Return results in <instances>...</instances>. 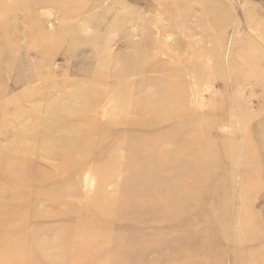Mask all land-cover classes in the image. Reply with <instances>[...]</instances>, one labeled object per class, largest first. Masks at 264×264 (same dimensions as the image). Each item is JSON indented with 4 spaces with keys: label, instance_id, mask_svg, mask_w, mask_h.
<instances>
[{
    "label": "rangeland",
    "instance_id": "rangeland-1",
    "mask_svg": "<svg viewBox=\"0 0 264 264\" xmlns=\"http://www.w3.org/2000/svg\"><path fill=\"white\" fill-rule=\"evenodd\" d=\"M151 96L178 112L159 127L178 140L181 124L202 121L208 132L201 135L219 148L204 174L234 172V182L228 189L223 179L201 184L199 171L193 172V193L173 205L181 213L166 226L118 224L111 216L110 228L101 221L91 229L109 237L105 249L61 244V230L74 232L102 187L115 198L116 189L131 184H122L129 174L128 145L146 132L131 126L140 116L129 112ZM85 105L91 117H71L68 126L102 129L122 117L130 123L115 126L105 141L107 150L115 149L110 158L105 151L73 178L57 174L62 186L76 179L82 196L54 212L47 201L18 214L0 202L8 228L31 217V210L41 211L42 219L16 228L38 231L20 237L18 246L30 258L23 264H264V0H0V155L17 154L8 147L35 118L41 126L48 116L78 114ZM115 154L118 164L98 172ZM29 158L32 172H49L62 162L38 150ZM11 186L0 174L1 193ZM245 207L255 216L248 217Z\"/></svg>",
    "mask_w": 264,
    "mask_h": 264
},
{
    "label": "bare ground",
    "instance_id": "bare-ground-1",
    "mask_svg": "<svg viewBox=\"0 0 264 264\" xmlns=\"http://www.w3.org/2000/svg\"><path fill=\"white\" fill-rule=\"evenodd\" d=\"M153 97H149V101L146 100L144 103H140L138 107L129 112L140 116V119L132 122L133 125L131 123V126H135V128L141 126V131L146 132V138L141 137L139 138L140 140H133L128 145L130 155H128L124 164L129 170V174L122 184L126 182H131V184H126L121 186V189H116L115 192L118 193V196L115 198L112 194H107L102 187L98 193L96 204L87 209L89 216L84 217L81 220L82 223L78 221L82 226L78 224L74 232L67 228L61 230V238L59 240L61 244L73 245V249L97 246L105 249L104 246L109 237L104 238L105 234L95 233L91 229H93V224L101 221L105 222V225L110 228L106 220H109L111 216L114 218L112 221L118 224L126 221L131 223L132 220H136L144 224L158 221L157 224L163 223L166 226L168 221L174 219L173 216L169 219L172 214L178 215L181 213V208L176 209L173 205L180 202L182 198L184 199L186 194L191 195L193 193L190 187L197 183H195L197 178L193 176V172L199 171L200 178L198 177V181L201 184L206 182L216 183L223 179L225 187L228 189L229 184L231 185L234 182V172L227 177H223L221 172L217 170V178L204 174L210 165L213 164L211 154L214 149L213 145L217 143L209 142L205 135H201V132L204 134L205 130H207L202 121H197L194 124H181L179 127L180 132L178 131L177 133H181L182 136L178 140L170 136L173 134L167 132L165 128H159L162 126L160 124L162 121L173 119L174 116L178 115V112H170L169 107L166 111V105L169 104V101L164 100L160 104V99H153ZM85 110L90 109H88V106L82 107L81 110H77L78 114H68L66 112L68 116H62L61 118L48 116L46 118L48 122L41 126L39 125V120L36 121L39 118H35L34 123L32 122L31 124L33 125L32 127H30L31 125L23 126L21 132L17 134L16 140H13L8 147L9 150H13L17 154L9 155L10 152H8L0 155V174L3 176L4 181L10 182L12 185L10 187L11 191L7 190L4 193L0 191V202H4L2 206H6L5 204L10 205L14 214H18L27 210L28 207H37L41 201H47L54 212L58 206L66 204L68 199L82 196L76 179L71 185L62 186L57 174L59 173L58 175H60L61 172H67L73 178L75 171L85 166L91 159L95 158L98 160L102 158V156L106 155L105 151H107V154H109L108 158H110L115 149L107 150L109 147L105 144V141L113 134L115 126L121 125L123 122L126 125L130 123L122 117L121 120L118 118L109 121L102 129L95 127L91 123L84 128H80L77 125H67L71 117L81 118L82 120L83 118L91 117L90 112L84 113ZM29 130L35 131L26 134L25 132ZM183 135L186 136L185 140ZM188 139L190 140L188 141ZM167 144L171 149L166 148ZM179 147L181 149L178 150ZM34 150H38L48 159L62 160L60 168L56 166L49 172H45L41 168L36 172H32V162L29 157ZM218 150V147L215 148L214 154ZM257 154L260 156L258 159L261 162L260 152ZM189 155L191 158H187ZM209 155L210 157L208 158ZM232 157L231 159H233ZM115 160H117L116 154L106 162V167L103 170L97 171L101 173L111 171L118 164ZM147 163L150 165L144 166ZM213 167H215V163ZM114 171L116 172V168ZM29 186L33 187V189L27 190ZM244 201H247V193L245 191L242 193V202ZM188 207L189 205H184L182 209L184 210ZM74 210L76 209L74 208ZM1 211L4 210L0 209ZM245 211L248 217L252 218L255 216L251 209L245 207L243 212ZM40 213L41 211L38 209L36 211L31 210V217H23L19 226L26 225L28 227L36 220L42 219L39 216ZM32 214L36 218L32 217ZM4 221L6 220L0 218V246L5 244L3 252L6 256L0 263L23 264L29 262V256L18 246V244L23 243L20 237L23 235H36L38 231L35 232V230L29 229L17 230L16 228L19 226L8 228L6 227L7 225H2ZM217 224L223 225L219 222ZM71 234L73 238H71ZM81 234H86L87 237L91 236V239L86 238V240H83ZM11 236L18 239L8 242ZM40 252L41 248L39 250L33 249V255H39ZM62 261L64 260L62 259Z\"/></svg>",
    "mask_w": 264,
    "mask_h": 264
}]
</instances>
